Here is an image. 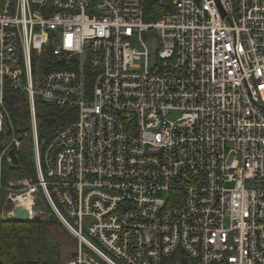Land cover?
Listing matches in <instances>:
<instances>
[{"label":"built area","instance_id":"obj_1","mask_svg":"<svg viewBox=\"0 0 264 264\" xmlns=\"http://www.w3.org/2000/svg\"><path fill=\"white\" fill-rule=\"evenodd\" d=\"M149 2L0 0V134L15 89L36 165L6 182L3 142L0 208L54 215L67 264H264V0ZM39 101L76 114L43 152Z\"/></svg>","mask_w":264,"mask_h":264},{"label":"trees","instance_id":"obj_2","mask_svg":"<svg viewBox=\"0 0 264 264\" xmlns=\"http://www.w3.org/2000/svg\"><path fill=\"white\" fill-rule=\"evenodd\" d=\"M160 9L155 0H150L146 14L147 20L160 18ZM6 103L12 119L14 131L8 121L4 124L3 132L0 134V153L3 150V142L10 140L12 133L23 138L24 131L30 129L29 101L26 96L15 89L6 91ZM37 114L39 118V142L41 152L45 149L55 130L61 126H67L76 119L74 110L47 105L41 101L37 103ZM31 143V141L29 142ZM19 156V167L5 164V181L10 179L9 172L18 171L22 168V176L36 177L35 155L32 148L31 154L17 152ZM40 223L39 218L34 220H19L10 218L0 221V261L4 264H53L48 258L41 255L34 257L31 249L36 245V238L32 236V226ZM47 224H52L47 220Z\"/></svg>","mask_w":264,"mask_h":264},{"label":"rangeland","instance_id":"obj_3","mask_svg":"<svg viewBox=\"0 0 264 264\" xmlns=\"http://www.w3.org/2000/svg\"><path fill=\"white\" fill-rule=\"evenodd\" d=\"M145 40L152 54V62H154L157 56V51L159 49V41L155 36L148 37ZM133 47H135L136 49H143V47L139 43L133 44ZM11 128L12 131H14V128L12 126ZM28 131H30V129L26 130V132ZM14 133L15 132H13L12 135ZM24 133L22 140H24L25 145H23L21 151L26 154H31L33 145H31L29 141H32V136L30 139H26ZM16 136L18 137V135ZM21 151L17 150V152ZM16 166L19 167V165ZM22 171V168H18V171L15 172H12V170L8 171L9 175L11 176L10 179H16L18 177L21 178V175L23 174ZM8 210V205L0 208V221H6L11 218L7 215ZM1 214H4L3 217L1 216ZM49 217L46 218L45 215H42L41 217H35L39 218L40 223L33 225L31 228L32 236H35L37 241L35 247L31 249V252L33 251L34 257H38L41 255V258H48L49 261H51L53 264H67L68 261L71 260L77 252L78 241L76 237L72 234V232L69 231L65 226H63V224H61L57 219L55 223L52 222V224H47V220H49ZM35 218L31 220H34Z\"/></svg>","mask_w":264,"mask_h":264},{"label":"water","instance_id":"obj_4","mask_svg":"<svg viewBox=\"0 0 264 264\" xmlns=\"http://www.w3.org/2000/svg\"><path fill=\"white\" fill-rule=\"evenodd\" d=\"M9 156L10 158L12 159V162L13 164L16 166V165H19V159H18V156L15 152L14 149H11L9 151ZM33 211L37 212V216L40 217L42 215V212L39 210V208L37 206H34L33 207ZM13 218L14 219H19V220H29L31 219L30 218V213L28 210H26L23 206H20L16 209L14 215H13ZM49 220L53 223L56 222V218L54 217V215H50L49 217ZM0 264H4L0 261Z\"/></svg>","mask_w":264,"mask_h":264}]
</instances>
